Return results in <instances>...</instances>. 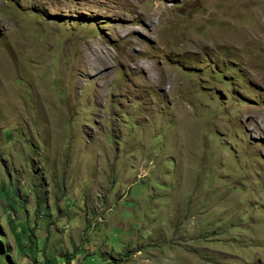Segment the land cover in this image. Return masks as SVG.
<instances>
[{
    "label": "rangeland",
    "instance_id": "1",
    "mask_svg": "<svg viewBox=\"0 0 264 264\" xmlns=\"http://www.w3.org/2000/svg\"><path fill=\"white\" fill-rule=\"evenodd\" d=\"M263 82L264 0H0V264H264Z\"/></svg>",
    "mask_w": 264,
    "mask_h": 264
},
{
    "label": "bare ground",
    "instance_id": "2",
    "mask_svg": "<svg viewBox=\"0 0 264 264\" xmlns=\"http://www.w3.org/2000/svg\"><path fill=\"white\" fill-rule=\"evenodd\" d=\"M252 74V73H251ZM256 76V75H255ZM254 80V79H253ZM261 82V81H260ZM256 83V82H255ZM264 83V82H263ZM261 87H263L264 88V84H262V83H260L259 84ZM257 123V122H256ZM258 127V126H257ZM256 128V127H255ZM262 128V127H261Z\"/></svg>",
    "mask_w": 264,
    "mask_h": 264
}]
</instances>
